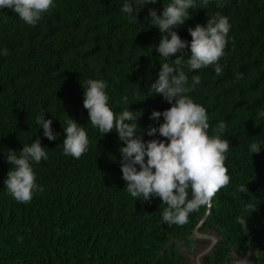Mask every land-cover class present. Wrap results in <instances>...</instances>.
Wrapping results in <instances>:
<instances>
[{
	"label": "trees",
	"instance_id": "16d2710c",
	"mask_svg": "<svg viewBox=\"0 0 264 264\" xmlns=\"http://www.w3.org/2000/svg\"><path fill=\"white\" fill-rule=\"evenodd\" d=\"M125 2L53 0L35 26L0 8V264H190L188 254L205 243L194 238L192 228L207 206L190 213L187 224L169 225L160 198L132 197L121 172L119 149L126 145L115 130L102 135L93 127L83 106L82 85L102 80L115 113L129 109L140 115L137 135L165 140L159 133L147 135L150 125L163 123V116L152 120L151 113L171 107L150 89L161 64L173 61L156 50L163 34L150 22L149 10L161 14L172 0L140 8L142 0H134L139 10L133 16L121 11ZM195 3L191 18L173 29L182 40L190 43L188 29L206 25L217 12L231 25L220 75L214 66L189 69L190 48L184 50L189 85L193 76L201 79L188 95L206 109L208 134L217 135L224 122L219 135L229 142L230 182L212 198L199 227L218 235L203 264H226L249 249L252 264H264V0ZM43 113L52 120L55 140L37 124ZM69 118L89 139L79 159L63 151ZM38 139L48 158L32 162V168L44 190L34 191L30 203H19L4 184L12 167L8 151L19 156L23 145ZM253 143L261 147L258 153L250 151Z\"/></svg>",
	"mask_w": 264,
	"mask_h": 264
},
{
	"label": "clouds",
	"instance_id": "9594fccd",
	"mask_svg": "<svg viewBox=\"0 0 264 264\" xmlns=\"http://www.w3.org/2000/svg\"><path fill=\"white\" fill-rule=\"evenodd\" d=\"M208 2L202 0L204 5ZM156 3L157 0H142L139 8L144 4ZM53 6V0H0V8L12 10L29 26H35ZM139 8L134 7V0H126L121 11L133 16ZM190 9H196L195 0H172V3L163 7L161 14H158L157 9L149 10L150 22L163 34L156 50L159 56L172 60L174 65L162 63L158 78L150 89L152 93L160 94L171 107L162 113H151L152 120L163 116V123L158 128L150 125L147 135L159 133L165 140L144 141L142 134L137 135L136 121L140 115L129 109L115 113L109 106L104 81L89 79L86 86L82 85L83 106L88 111L91 125L98 128L102 135L115 130L119 140L126 145L119 151L122 157V179L126 181L128 193L134 198L142 197L144 201L160 198L167 205L162 214L163 221L180 226L188 223L190 213L202 206H210L216 193L230 182L225 166L229 142L219 135L224 132L226 125L220 122L216 128L218 134H208L210 125L206 109L188 95L201 82L200 76H193L189 85L183 68L184 54L187 53L184 50L190 48L186 62L189 69L214 66L216 74L220 75L223 69L219 61L225 55L231 25L228 17L217 12L208 19L206 25L196 24L194 28L188 29L191 35L189 43L182 40L173 29L191 18ZM3 55H7V49ZM173 56L176 58L170 59ZM65 123L64 154L79 159L88 150V135L74 119L69 118ZM37 124L49 141L56 139L52 120L45 119L44 113L37 118ZM260 149L257 143L250 145L252 154L258 153ZM8 153L7 162L12 167L4 181L5 187L17 202L30 203L34 191L38 189L32 162L39 164L42 159L48 158L45 147L38 139L30 146L23 145L19 156L16 151L9 150ZM38 190L42 192L44 189L39 187ZM241 191H244L243 187ZM238 222L246 225L244 219H238Z\"/></svg>",
	"mask_w": 264,
	"mask_h": 264
},
{
	"label": "water",
	"instance_id": "95a60500",
	"mask_svg": "<svg viewBox=\"0 0 264 264\" xmlns=\"http://www.w3.org/2000/svg\"><path fill=\"white\" fill-rule=\"evenodd\" d=\"M210 209H211V204L210 206H207L205 214L200 218L196 226L192 228V234L194 238H197L200 240L208 239V242L206 243V245L203 247L197 248L196 252L193 254L194 255L193 264H203V258L206 255L210 254L216 242L218 241V235L216 234L215 231L211 229L199 230V227H201L203 223L205 222ZM250 253H251V249L247 250V252L241 255L233 254L232 260L226 264H252V261L249 257ZM191 255L192 254H188L190 264H191V260H190Z\"/></svg>",
	"mask_w": 264,
	"mask_h": 264
},
{
	"label": "rangeland",
	"instance_id": "374dc122",
	"mask_svg": "<svg viewBox=\"0 0 264 264\" xmlns=\"http://www.w3.org/2000/svg\"><path fill=\"white\" fill-rule=\"evenodd\" d=\"M202 241H205V243L200 244L199 247H203V246H205L206 243L208 242V239H205V240H202ZM199 247H198V248H199ZM195 252H196V251H195ZM195 252H194V253H195ZM194 253H189V254H192V255H191V258H190V260H191V264H193V262H194V255H193Z\"/></svg>",
	"mask_w": 264,
	"mask_h": 264
}]
</instances>
